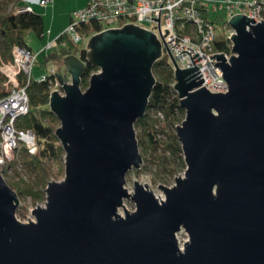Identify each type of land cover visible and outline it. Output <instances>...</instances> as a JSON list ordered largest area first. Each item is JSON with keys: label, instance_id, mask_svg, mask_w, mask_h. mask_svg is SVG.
I'll return each instance as SVG.
<instances>
[{"label": "water", "instance_id": "1", "mask_svg": "<svg viewBox=\"0 0 264 264\" xmlns=\"http://www.w3.org/2000/svg\"><path fill=\"white\" fill-rule=\"evenodd\" d=\"M229 22L233 56L211 55L227 92L210 91L199 66L180 68L165 41L187 113L177 128L186 175L160 184L165 199L148 183L136 180L134 193L125 186L143 162L135 124L149 108L162 40L128 23L64 57L66 73L56 74L65 93L54 90L50 107L61 120L66 177L49 182L46 205L23 222L0 169V264H264V20L237 13ZM89 64L99 71L84 91Z\"/></svg>", "mask_w": 264, "mask_h": 264}, {"label": "built area", "instance_id": "2", "mask_svg": "<svg viewBox=\"0 0 264 264\" xmlns=\"http://www.w3.org/2000/svg\"><path fill=\"white\" fill-rule=\"evenodd\" d=\"M52 1L41 0L40 3L47 6ZM15 8L16 13L34 11L31 3ZM220 11L224 15L218 14ZM214 13L217 16L213 19ZM237 13L254 17L256 22L263 21L264 0H87L84 8L72 12L70 24L61 34L66 38L60 40V35L51 39L46 48L50 49L58 45L66 47L72 42L76 52H79L87 47L91 37L97 33L112 28H122L128 23L137 24L154 31L162 40L163 56L169 57L174 71L176 65L170 56L169 48L180 68L196 65L200 67L206 81L205 86L210 91L227 92L229 84L220 67L215 65L220 59L211 58V55L224 52L227 61H230L234 54L232 52L234 42L231 37L235 31L228 34L226 30L228 24L231 26L229 20ZM152 17L160 18V25L159 20ZM91 22L100 23L102 28L89 32L81 28L83 24ZM218 24H222L221 30ZM50 33L51 31L46 32L47 35ZM219 38L227 42L231 51L215 49L214 42ZM44 51L45 49H42L41 52ZM13 54V59L2 62L0 66V70L7 77L5 90L7 95L0 99V167L5 174L15 171L19 174V171L14 169L13 163L16 162L20 168L25 166L24 160L21 159L23 151L30 154L38 151L36 133L32 129H22L17 125L19 118L31 110L28 85L22 83L20 75H26L28 83L33 77L39 81H46L54 76L51 83L57 81L55 61L52 60L47 64V72L36 77L34 69L40 56L39 52L22 45H15ZM158 113L163 115L161 111L156 114ZM7 166L11 170L8 171ZM23 171H26L25 167Z\"/></svg>", "mask_w": 264, "mask_h": 264}, {"label": "trees", "instance_id": "3", "mask_svg": "<svg viewBox=\"0 0 264 264\" xmlns=\"http://www.w3.org/2000/svg\"><path fill=\"white\" fill-rule=\"evenodd\" d=\"M23 0H7L0 1V66L2 62L13 59V49L15 45L30 47L28 44V34L31 30L35 31L40 37H43L45 32V18L40 13L34 11L25 12H10V5L14 3L16 6L23 5ZM208 15L206 14L205 17ZM229 23V22H228ZM84 30H100L102 25L98 22H91L81 26ZM65 35L60 36V40H64ZM216 50L231 51L227 42L222 39H217L214 42ZM75 45L70 42L68 46L61 50L51 52L45 56L42 61V66H47L49 61H63L66 55L75 52ZM40 58V56H39ZM39 60V59H38ZM99 67L89 64L85 75L82 78V87L87 88L90 78L94 72H97ZM154 73L157 77V83L153 89L150 98V104L147 113L139 118L135 127L139 130L138 140L142 150L146 148L159 149L171 148L172 152L181 159V163L185 165L184 151L182 143L177 132H167L169 142L165 144L159 137V130L156 129V122L152 119L151 111H161L168 119L170 125L174 126L177 122L182 121L186 115V109L181 105V99L175 89L176 77L172 63L167 55L156 61L154 65ZM24 85H28L27 90L30 96L31 110L28 114L23 115L18 120V127L22 129H32L38 138L39 150L35 154L25 153V162L28 167L37 175L36 187L26 189L33 192L35 198L43 197L44 187L49 182L52 174V164L54 160H58L61 165L64 164L66 151L60 138L57 135V130L60 127V118L51 110L50 96L52 93V83L54 76L46 81H39L32 78L28 83V77L24 74L20 75ZM7 77L0 70V99L7 95L6 90ZM163 132L164 129H162ZM24 189L19 187V191Z\"/></svg>", "mask_w": 264, "mask_h": 264}, {"label": "rangeland", "instance_id": "4", "mask_svg": "<svg viewBox=\"0 0 264 264\" xmlns=\"http://www.w3.org/2000/svg\"><path fill=\"white\" fill-rule=\"evenodd\" d=\"M0 1H7V0H0ZM41 0H23V4L31 3L36 10V12L40 13L45 18V32L51 31L50 37H40L35 31L31 30L28 34V43L30 46L34 47L36 52H39L40 58L36 63L34 74L36 77H38L41 73L47 72V66H42V61L45 60V56L51 52L61 50L63 47L61 45L53 46L50 49H47L46 46L51 39H55L58 36H60L69 26L71 21V14L76 9L84 8L87 5V0H53L50 4L47 6H44L40 3ZM15 4L12 3L10 5V12L16 11ZM22 6V5H21ZM19 7V6H18ZM218 14L224 15L222 11H220ZM217 14H212V18H216ZM219 30L222 28V24L217 25ZM235 29L227 25L226 32L229 34L231 32H234ZM74 44V43H73ZM86 48V47H85ZM42 49H45L44 52H41ZM83 49V48H82ZM81 49V50H82ZM75 54L79 55V52H76L75 48ZM50 62V61H49ZM57 73H66V67L64 65V58L63 61H55ZM99 71V70H98ZM91 79V78H90ZM69 82H72V76L69 75ZM90 85V82H89ZM89 85L87 88H89ZM83 88V87H82ZM87 88H83L84 91L87 90ZM54 90H59L62 94L65 93L62 85L60 84L58 77L57 81L55 80L54 83H52V92ZM156 110L151 111L152 119L156 122V129L159 130L158 137L167 144L169 142V137L167 135V132H177L178 125H182L183 121H179L176 123V125L172 126L170 125L168 119L158 113L156 114ZM61 126V124H60ZM164 129L165 132L162 131ZM137 136L139 130L136 129ZM38 140V138H37ZM39 150V145H38ZM140 151L142 153L143 162L140 168H134L127 174V183L126 187L128 190L132 193L135 192L136 187V180H138L143 185H146L148 183V189L152 190L156 196H158L160 199H165L166 195L164 190L160 187V184L166 185V186H173L176 184V177H184L186 175V169H187V163L184 156V162L185 165L181 163V159L179 157H176V155L172 152L171 148L165 149V148H159L157 150L146 148L145 150H142L140 147ZM38 152V151H37ZM27 153V151H23L21 154V159L24 160L23 168L25 167L26 171H23V168H20L18 164L13 163L14 169L19 171V174L15 171V173L11 172L10 174H5L4 177L8 181V183L13 187V189L18 193L19 195V204L17 209V217L23 221V222H30L31 220H35V214L33 213V210L40 206H45L47 202V188L50 181L57 180L61 181L66 177V155L64 158V164L63 166L58 160H54L51 162L52 164V174L50 176L49 182L47 183L46 187H44V195L40 198H35L34 193L27 191L28 187H34V191L38 190L36 187L37 183V175L35 172L31 170L30 167L25 162V156L24 154ZM9 166L6 167V169L9 171L11 169H8ZM1 169V167H0ZM6 170V171H7ZM2 171V170H1ZM19 187L21 189H24L23 192L19 191ZM124 204L126 208L129 211L136 210V202L132 198H126L124 200ZM125 206H122L120 208V213L123 215L126 214ZM31 219V220H30ZM178 240L180 243V246L182 248L185 247L186 241L190 240L189 233L187 230L182 229L178 232Z\"/></svg>", "mask_w": 264, "mask_h": 264}, {"label": "crops", "instance_id": "5", "mask_svg": "<svg viewBox=\"0 0 264 264\" xmlns=\"http://www.w3.org/2000/svg\"><path fill=\"white\" fill-rule=\"evenodd\" d=\"M35 11H36V10H35ZM47 36L50 37V36H51V33H50V35H47L46 32H44V35H43L42 38L47 37ZM28 44H29V43H28ZM30 47H31L33 50H35L34 47H32V46H30ZM36 67H37V66H36ZM34 70H35V69H34Z\"/></svg>", "mask_w": 264, "mask_h": 264}]
</instances>
